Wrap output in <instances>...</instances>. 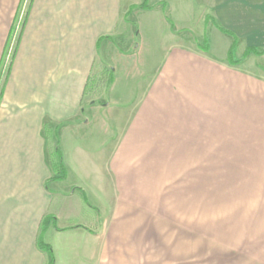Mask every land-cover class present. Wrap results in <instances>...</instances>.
<instances>
[{"label": "crops", "instance_id": "1", "mask_svg": "<svg viewBox=\"0 0 264 264\" xmlns=\"http://www.w3.org/2000/svg\"><path fill=\"white\" fill-rule=\"evenodd\" d=\"M143 1L0 0V264H57L53 248L40 246H51L52 234L71 252L63 264H145L147 235L158 228L149 231L142 216L161 194L156 172L170 165L162 156L196 153L181 152L185 131L188 150L200 143L204 154L222 156L235 141L234 154L264 168V76L195 43L171 45L134 101L85 102L101 51L128 34L129 10ZM173 1L179 19L204 22L232 38L231 46L234 35L246 50L264 51V0ZM91 125L108 140L103 148L110 143L98 149L91 171V193L108 203L105 211L83 186L66 190L51 180L52 132ZM166 170L172 179L173 168ZM73 238L80 247L68 242Z\"/></svg>", "mask_w": 264, "mask_h": 264}, {"label": "rangeland", "instance_id": "2", "mask_svg": "<svg viewBox=\"0 0 264 264\" xmlns=\"http://www.w3.org/2000/svg\"><path fill=\"white\" fill-rule=\"evenodd\" d=\"M146 1L148 8L129 10L128 34L112 40V51H101L102 62L98 63L100 71L93 76L94 85L88 89L87 104L90 100H97L96 104L101 105L106 101L127 103L137 99L140 90L156 76L168 49L178 43L190 46L195 43L193 47L200 50L199 46H209L211 56L227 60L232 65L228 53L232 38L224 39L204 22L179 19L173 10V0ZM246 47L244 43L235 44L233 58L238 59L234 60L244 56ZM263 63L262 58L246 57L235 65H240L239 68L244 71L264 76L260 66ZM84 116L86 119L95 117L90 109L86 110ZM83 128L78 133L76 129L56 131L55 136L52 132L48 142L49 151L53 152L58 146L66 169L65 177L58 179L62 182L57 185L66 190L83 186L89 192L90 202L105 211L108 203L91 193V171L98 157V149L102 148L105 152L110 143L103 148L108 141L104 134L92 125ZM181 134L185 136L181 138V152L195 150L196 153L162 156L163 161L170 164L167 168H173V178L167 179V168L161 167L156 172L161 176L159 183L163 181L162 187L159 186L161 194L156 195L157 202L147 203V213L142 218L147 216L149 231L151 226L158 230L156 235H150V232L147 235L145 264H264L262 164H253L250 155L234 154L235 141L229 142L228 154L222 156L204 154L201 151L205 149L200 143L190 146L188 150L190 138L186 136L190 132ZM77 145L95 152L90 154L85 151L83 154ZM250 145L242 143L243 147ZM209 151L217 150L212 148ZM156 157L161 159V156ZM77 196L83 197L80 193ZM141 210L144 212V206ZM51 237L52 241L48 240L53 248L51 259L63 264L70 258L71 252L64 241L54 234ZM68 242L79 247L82 244L76 238Z\"/></svg>", "mask_w": 264, "mask_h": 264}, {"label": "trees", "instance_id": "3", "mask_svg": "<svg viewBox=\"0 0 264 264\" xmlns=\"http://www.w3.org/2000/svg\"><path fill=\"white\" fill-rule=\"evenodd\" d=\"M145 7L146 8L149 7V5H148L146 0H144L139 5L133 6L132 8L134 9V8H145ZM220 29L222 31H224L223 28H220ZM233 37H234V43H233V45L231 46V48L229 50V62H230V64L235 65V64H238V63L242 62L251 53H254L255 55H263L264 54V51L247 49L246 52L244 53V56L241 59L234 60V58H233V50H234V46L236 44V36L233 35ZM199 47L204 52H208L209 51V46L208 47L199 46ZM1 94H2V92L0 90V96H1ZM50 157H51V168H52V172H53L51 180H58V179L64 178L66 169H65V167L63 165L62 155L60 153V149L58 148V146L55 148V150H53V152H50ZM40 246L43 249H47V250L51 251V246L49 244L43 242V241H41Z\"/></svg>", "mask_w": 264, "mask_h": 264}]
</instances>
